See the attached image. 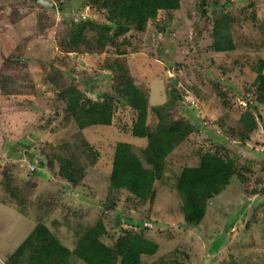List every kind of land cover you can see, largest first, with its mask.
<instances>
[{
  "label": "rangeland",
  "instance_id": "1",
  "mask_svg": "<svg viewBox=\"0 0 264 264\" xmlns=\"http://www.w3.org/2000/svg\"><path fill=\"white\" fill-rule=\"evenodd\" d=\"M49 1L66 8L43 9L35 0H0V70L8 75L0 74V264H5L36 222H43L72 248L77 235L100 218L111 236L101 239L110 243L121 233L117 223L112 224L115 211L124 208L132 221H148L152 228L145 235L158 244L154 254L142 255L141 264H159L161 259L162 264H174L175 259L181 264H264V126L258 124L244 142L230 132L242 111L240 92L254 76L251 65L264 57V0H251L255 16L250 22L246 17L251 7L243 8L245 0H206L204 14L197 7L200 0H180L177 9L159 10L144 31L120 36L101 52L81 46L82 53L59 52L55 39L62 20L77 18L87 6L83 0ZM222 10L235 18L231 23L235 48L215 52L210 45L211 21ZM85 12L88 14V7ZM118 46L123 50L119 60L133 82L148 84L150 105L162 103L164 89L176 86L183 100L175 104L174 117H185L180 106L186 101L193 106L202 129L190 133L167 156L151 205H130L129 195L116 191V206L109 209L106 190L114 142L141 146L145 138L130 134L127 114L118 119L126 109L119 110L110 125L79 131L74 123L63 120L62 103L53 100L46 74L54 63L60 71L71 70L77 81L89 77L86 81L90 83L100 74H109L102 63L115 56ZM7 56L13 61L2 64ZM17 56L23 58L21 63L15 60ZM105 83L102 79L98 87L104 88ZM256 107L264 124V105ZM154 121L150 113V122ZM77 138L86 140L98 153L95 158L79 153L83 175L73 185L57 174L56 162L48 168L41 160L64 153L62 144L73 146ZM206 150L233 157L251 169L254 175L247 173L248 185L254 191L245 192L231 176L208 201L200 223L187 228L182 223L172 226L181 219L172 173L182 164H195ZM213 239L219 241L215 251L210 245ZM68 264L84 263L70 256Z\"/></svg>",
  "mask_w": 264,
  "mask_h": 264
},
{
  "label": "trees",
  "instance_id": "2",
  "mask_svg": "<svg viewBox=\"0 0 264 264\" xmlns=\"http://www.w3.org/2000/svg\"><path fill=\"white\" fill-rule=\"evenodd\" d=\"M205 1L200 0L197 4L203 14ZM245 1L247 3L243 8L251 7V12L246 17L250 22L255 16V7L251 0ZM83 3L89 9L88 14L81 16L79 13L77 18L62 20V30L55 39L59 52L78 53L81 46L86 50L101 52L107 46L113 45L120 36L124 38L129 32L144 31L146 24L155 19L159 10L169 11L180 6V0H83ZM54 5L60 11L66 8L62 3L55 2ZM234 20L227 10H222L213 17L210 29V45L213 51L225 52L235 48L231 35V23ZM122 54L123 50L118 46L115 56L102 63L103 69L109 74L104 71L105 74H100L90 83L86 81L89 77L81 76L77 81L71 70L60 71L54 63L49 65L46 74L55 94L53 100L62 103L63 120L74 123L79 131L93 125H110L116 113L126 109L127 112H122L118 119L121 120L127 114L126 127L130 134L145 138V144L135 145L136 148L126 141L114 142L106 190L110 200L106 208L109 209L116 206L118 199L113 196L116 191H125L133 200L130 205H151L156 197V183L162 180L166 170L167 156L190 133L202 129L193 106L186 101L180 106L185 117H174L175 104L183 100V93L176 86L164 89L166 98L162 103L150 105L148 84L138 86L133 82L127 66L119 60ZM15 60L21 63L23 58L17 56ZM8 61L13 59L7 56L2 64ZM250 69L254 73L253 79L239 95V100L244 102L240 106L242 111L236 118L235 125L230 127L231 135L239 142L248 139L258 124L263 125L256 104L264 105V57H258ZM5 71L0 70V74L3 72L1 75L8 78ZM52 72L57 76L52 75ZM102 79L108 82L103 85L104 88L98 87ZM217 92L224 96V92ZM150 113L155 117L153 123L150 122ZM72 148L75 152L70 151ZM61 149L68 150L71 154L67 155L66 151L58 152L46 161L41 160V165L52 168L56 162L57 174L68 183L76 185L83 175L84 167L77 156L84 153L95 158L98 150L82 138H77L73 146L62 144ZM245 162L249 163L248 160ZM247 173L254 175L251 169L243 164L239 165L235 158L209 150L201 152L195 164L179 166L172 173L175 178L172 187L179 200L181 219L176 223L172 221L171 225L182 223L187 228L200 223L208 201L224 188L231 176L235 177V181L245 192L254 191L249 188ZM124 211L126 208L115 211L112 224L115 225L114 221L118 218L116 225L120 227L121 233L110 243L101 239L103 236H111L104 222L98 218L77 235L72 248L64 245L43 222H36L5 259V264H68L70 256L84 264H141L142 255L154 254L158 244L145 235V231L152 228L146 219L132 221ZM169 221L163 220V223L168 224ZM218 244L217 239L210 243L214 251ZM162 261L164 260L161 259L159 264ZM174 264L181 263L175 259Z\"/></svg>",
  "mask_w": 264,
  "mask_h": 264
},
{
  "label": "water",
  "instance_id": "3",
  "mask_svg": "<svg viewBox=\"0 0 264 264\" xmlns=\"http://www.w3.org/2000/svg\"><path fill=\"white\" fill-rule=\"evenodd\" d=\"M39 5H41L42 7L44 8H47V9H53L54 8V3L52 1H49V0H35ZM264 126V124H263ZM118 222V218L115 220V223Z\"/></svg>",
  "mask_w": 264,
  "mask_h": 264
},
{
  "label": "built area",
  "instance_id": "4",
  "mask_svg": "<svg viewBox=\"0 0 264 264\" xmlns=\"http://www.w3.org/2000/svg\"><path fill=\"white\" fill-rule=\"evenodd\" d=\"M86 9H87V7H85V9L83 11H81V14H80L81 16H84L87 13V12H85ZM240 103L244 104V102L242 100L240 101Z\"/></svg>",
  "mask_w": 264,
  "mask_h": 264
}]
</instances>
